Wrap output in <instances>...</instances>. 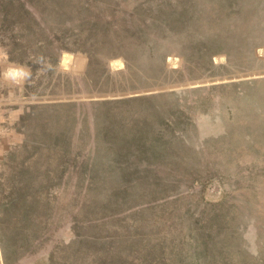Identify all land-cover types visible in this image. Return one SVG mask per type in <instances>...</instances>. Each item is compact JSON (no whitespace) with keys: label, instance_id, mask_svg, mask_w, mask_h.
<instances>
[{"label":"rangeland","instance_id":"1","mask_svg":"<svg viewBox=\"0 0 264 264\" xmlns=\"http://www.w3.org/2000/svg\"><path fill=\"white\" fill-rule=\"evenodd\" d=\"M234 29L264 0H0V264H264V149L173 137Z\"/></svg>","mask_w":264,"mask_h":264},{"label":"crops","instance_id":"2","mask_svg":"<svg viewBox=\"0 0 264 264\" xmlns=\"http://www.w3.org/2000/svg\"><path fill=\"white\" fill-rule=\"evenodd\" d=\"M209 20L207 19V21ZM218 20L221 22L220 17ZM232 21L233 23L239 22L236 17H233ZM197 34L201 36H197ZM262 34L264 35V31ZM211 35L213 34L209 31L189 32V39H201L207 43L206 40L210 41ZM242 38H248V34L242 33L241 30L219 31L217 39L233 40L230 42L234 49L233 57L230 56L227 49L219 48L216 74L204 75L201 83H198L201 84V87L211 86L214 83L231 85L234 88L232 106L225 105L226 94L220 89L215 90L212 87L208 90L206 101L215 102L216 107L189 111V106L186 105L184 109L181 107L182 110L178 111L179 114L184 115L189 120V123L184 131L177 129L173 137H177L184 145H189V148H204L205 144L211 140L239 139L243 143L242 149L248 152L257 153L264 149V42L253 45L250 60L246 62L247 67L241 69L236 64L235 55L242 47ZM203 54L209 55V51H205ZM202 61L204 62V60ZM6 74L8 79L16 80L12 71L7 70ZM189 84L200 87L193 82H187L184 85L175 82L169 86L178 97L183 96V101L189 103L188 91L189 88L194 87ZM209 97L211 98L209 99ZM169 119L172 120L173 117H169ZM189 127H193V134L189 131Z\"/></svg>","mask_w":264,"mask_h":264},{"label":"trees","instance_id":"3","mask_svg":"<svg viewBox=\"0 0 264 264\" xmlns=\"http://www.w3.org/2000/svg\"><path fill=\"white\" fill-rule=\"evenodd\" d=\"M5 194H6V190L4 189V186L2 184H0V197L5 196Z\"/></svg>","mask_w":264,"mask_h":264},{"label":"clouds","instance_id":"4","mask_svg":"<svg viewBox=\"0 0 264 264\" xmlns=\"http://www.w3.org/2000/svg\"><path fill=\"white\" fill-rule=\"evenodd\" d=\"M11 71V70H10ZM7 75V74H6Z\"/></svg>","mask_w":264,"mask_h":264}]
</instances>
